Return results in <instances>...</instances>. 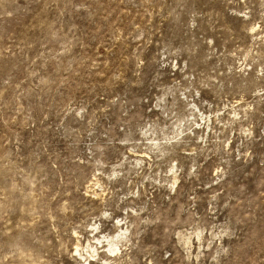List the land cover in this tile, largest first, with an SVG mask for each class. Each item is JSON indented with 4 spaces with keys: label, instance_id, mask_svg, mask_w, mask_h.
<instances>
[{
    "label": "rangeland",
    "instance_id": "obj_1",
    "mask_svg": "<svg viewBox=\"0 0 264 264\" xmlns=\"http://www.w3.org/2000/svg\"><path fill=\"white\" fill-rule=\"evenodd\" d=\"M0 264H264V0H0Z\"/></svg>",
    "mask_w": 264,
    "mask_h": 264
},
{
    "label": "bare ground",
    "instance_id": "obj_2",
    "mask_svg": "<svg viewBox=\"0 0 264 264\" xmlns=\"http://www.w3.org/2000/svg\"><path fill=\"white\" fill-rule=\"evenodd\" d=\"M122 235V234H121ZM118 237H120V235H118ZM105 238V241L108 243L107 245H109V247H111L112 249H113V247H115V241H114V239H115V237L114 236H105L104 237ZM99 240V239H98ZM121 240H122V238H121ZM100 241V240H99ZM117 241H118V239H117ZM120 241V240H119ZM118 241V242H119ZM105 242V243H106ZM121 242V241H120ZM101 243V242H100ZM118 244V243H117ZM117 246V245H116ZM117 250V249H116ZM115 250V251H116ZM113 251V250H112Z\"/></svg>",
    "mask_w": 264,
    "mask_h": 264
}]
</instances>
